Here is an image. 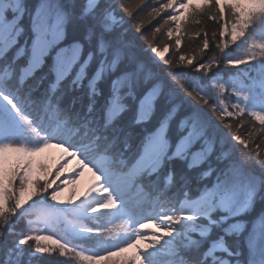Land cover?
I'll use <instances>...</instances> for the list:
<instances>
[{
	"label": "snow or ice",
	"instance_id": "6c2138e0",
	"mask_svg": "<svg viewBox=\"0 0 264 264\" xmlns=\"http://www.w3.org/2000/svg\"><path fill=\"white\" fill-rule=\"evenodd\" d=\"M199 6L224 22L219 42L213 33L180 54V21ZM146 7L153 19L173 10L164 24L178 59L154 42L163 25L145 34L126 0H0V264H22L24 246V264L57 251L86 264H264V0ZM48 148L62 152L54 170L33 159ZM62 221L102 251L76 250Z\"/></svg>",
	"mask_w": 264,
	"mask_h": 264
},
{
	"label": "trees",
	"instance_id": "16d2710c",
	"mask_svg": "<svg viewBox=\"0 0 264 264\" xmlns=\"http://www.w3.org/2000/svg\"><path fill=\"white\" fill-rule=\"evenodd\" d=\"M126 2L132 4L134 6L133 8V14L137 15V13L139 15H137V20H143V26H142V31L145 32V34H150L151 32L155 31L156 27H160L161 25H163V28L161 29L160 33H156L154 39L155 43H163V42H167L169 44V52L165 54V58H177L178 57H173V52L177 51L174 49V41H175V34L173 35V37L171 39H169L167 37V30L169 28V26L171 27H175V25L169 21L168 24H164V19H167L169 16V13H171L173 10L172 9H168L165 10L164 12H162L159 16H156L154 19L148 17V12L151 11V7H146L147 5H152L155 7H159L160 4L162 2H167V0H144L143 4L139 3V0H126ZM179 3V0H177V5ZM193 7H197L195 4L193 5ZM207 7L210 6H199V8H197L196 12H192L189 11L187 14H185V16L181 19L180 23L182 25L181 27V32H180V38H181V49L178 50L180 54H185V55H192L194 50H198V48L200 46H202V41L204 39L205 36H207V38L209 40L213 39V33H216V41L219 42V31H220V27L221 25L224 23L223 21H217L214 19H209V14L207 11ZM218 11V9H217ZM163 17V19H162ZM126 20H129V17H125ZM126 27H131L133 30V33L135 35H139V33H135L134 30V26L133 24H129V25H125ZM140 44H143L145 48H147V45L144 44L143 40L139 41ZM213 47H215V45H213ZM235 45H230V50L234 49ZM233 55H239L241 53L239 52H233ZM148 56H153L154 54L150 52V50L147 52ZM210 55V53H209ZM158 61V58H156ZM197 59H199V56H197ZM159 63V61H158ZM251 66H255L257 72L259 71L258 68V61H251L250 62ZM161 68L164 67V65L162 63H160L159 65ZM242 68H247L249 67V65H242ZM176 71H182L184 73H190L191 76H199V73H195L190 67H185V68H178L176 69ZM223 71L225 73H229V74H234L236 73L237 69L236 68H225L223 69ZM227 78V77H225ZM234 100V97L232 98ZM226 120H229V122H233L231 121L230 118H225ZM257 127H259V125L257 124ZM222 132H226V129H222ZM244 135H247V132H244ZM259 142V137H257V143ZM235 143V142H232ZM237 147H242L240 145H237ZM58 151V155L59 158L62 156V152L59 148H48L45 151L39 153L37 156H35L33 159L37 164H42L45 165L47 168L49 169H53L55 168V166L61 162L59 159L58 160H54L55 159V152ZM260 151L262 153H264V147H262L260 149ZM67 159V168L68 169H72L75 166L76 161L71 159V158H66ZM52 160V161H51ZM54 160V161H53ZM53 162L54 164H48L47 162ZM71 175V173L69 171H65L64 174L61 176V180L64 179L65 176H69ZM37 178L38 174H37ZM53 177H50V179ZM92 182V177L91 174L85 172V174L81 177L79 184L77 185V188L79 190L80 193H83L85 191V189L90 185V183ZM60 184V181H57V185ZM54 188L56 187V185L53 186ZM135 196V194H133ZM81 198H83L81 196ZM33 199H38L37 197H33ZM135 202V201H134ZM29 204L32 203V201L28 202ZM49 204H53L54 202L52 201H48ZM76 203H79V201H77ZM24 208L28 207V204H25L23 206ZM57 207H62L57 205ZM23 208L20 210L22 211ZM94 216L99 217V219L96 221V223H106V220L103 216L102 213H94L92 214ZM70 218V217H69ZM152 215H150L149 211H144L141 212L138 216V219L142 220L146 227L144 229L141 230V235L144 236H148L153 229L151 228V219H152ZM32 220H36L37 217L35 215H33L31 217ZM246 219H253V217H248ZM86 224H88L89 226H95L93 224L92 221H86ZM119 223V222H117ZM24 224V222H21V225L17 226V231H19L21 229V226ZM41 227V225L39 223H35L33 224V228L39 229ZM110 228L116 229V225H109ZM25 231H27V228H24ZM57 234L61 236V238L63 240H68L71 242V244L76 246V250H81L83 249L85 254H88L89 252H97V251H102V249L98 248L96 245V241L95 239L92 240H77L71 237V235L69 233H67L66 231H64L63 228V221L61 222V224L55 229ZM35 234V233H33ZM13 238L12 237H7L6 239V243L10 242ZM103 239V238H101ZM29 245H34V241H29ZM25 247V255L22 258V264H24L25 261H28L29 256H28V246H24ZM106 254V253H105ZM133 254V253H132ZM3 253H0V257H2ZM115 260H119L120 257H114ZM103 261H100V264ZM31 264H86L85 261H81L78 257H76L75 252H69L66 253V255L64 257H60L59 256V252H55L52 255L49 254H36L32 260H31Z\"/></svg>",
	"mask_w": 264,
	"mask_h": 264
},
{
	"label": "rangeland",
	"instance_id": "374dc122",
	"mask_svg": "<svg viewBox=\"0 0 264 264\" xmlns=\"http://www.w3.org/2000/svg\"><path fill=\"white\" fill-rule=\"evenodd\" d=\"M54 160H55V159H54ZM54 160H53V161H54ZM51 161H52V160H51ZM47 163H48V164H51V165L54 164L53 162H50V161L47 162ZM117 234H118V231H115V230L111 233V235H113V236H115V235H117ZM133 251H134L133 249H128L127 251H125L124 253H122L121 256H122V257H130V256L132 255ZM120 258H121V257H120ZM113 260H115L114 257H113ZM101 264H105V262L103 261Z\"/></svg>",
	"mask_w": 264,
	"mask_h": 264
}]
</instances>
